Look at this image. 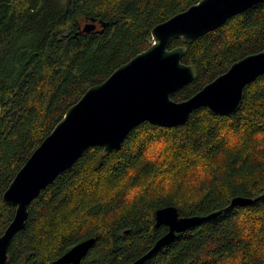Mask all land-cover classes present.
<instances>
[{"label": "trees", "instance_id": "obj_1", "mask_svg": "<svg viewBox=\"0 0 264 264\" xmlns=\"http://www.w3.org/2000/svg\"><path fill=\"white\" fill-rule=\"evenodd\" d=\"M198 1L0 0V235L15 211L4 191L66 110L147 49L154 26ZM91 20L95 29L82 31ZM179 46L196 78L171 94L175 102L263 50L264 1L190 44L169 45ZM235 197L253 201L231 207ZM168 206L216 215L143 264H264V74L231 116L200 108L182 126L140 124L118 151L86 149L30 203L9 264H56L88 239L79 264L134 262L166 233L154 213Z\"/></svg>", "mask_w": 264, "mask_h": 264}, {"label": "water", "instance_id": "obj_2", "mask_svg": "<svg viewBox=\"0 0 264 264\" xmlns=\"http://www.w3.org/2000/svg\"><path fill=\"white\" fill-rule=\"evenodd\" d=\"M262 1L199 0L154 26L152 43L147 49L119 66L101 83L89 87L66 110L2 195V201L13 206L15 211L0 235V264H9V244L24 228L30 203L86 149L101 147L104 154L118 151L128 134L144 122L171 128L184 125L200 108L212 115L226 117L239 110L245 87L264 74V48L234 62L190 98L175 102L171 94L191 83L196 78V70L182 63L185 46L170 48L169 45L173 39L190 44ZM95 27V21L91 20L82 31H92ZM252 201L251 198L235 197L230 206H248ZM215 215L180 216L174 206L157 209L154 225L165 226L166 233L146 254L128 264H143L170 244L177 234L185 233ZM94 242V239H88L74 245L55 263L79 264Z\"/></svg>", "mask_w": 264, "mask_h": 264}]
</instances>
